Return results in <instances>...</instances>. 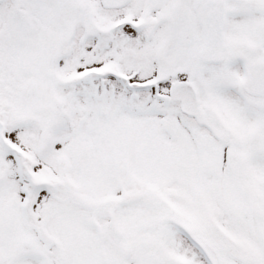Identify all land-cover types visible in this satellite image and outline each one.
I'll return each mask as SVG.
<instances>
[{
	"label": "snow or ice",
	"instance_id": "snow-or-ice-1",
	"mask_svg": "<svg viewBox=\"0 0 264 264\" xmlns=\"http://www.w3.org/2000/svg\"><path fill=\"white\" fill-rule=\"evenodd\" d=\"M0 264H264V0H0Z\"/></svg>",
	"mask_w": 264,
	"mask_h": 264
}]
</instances>
